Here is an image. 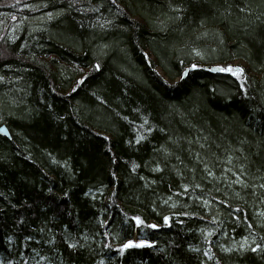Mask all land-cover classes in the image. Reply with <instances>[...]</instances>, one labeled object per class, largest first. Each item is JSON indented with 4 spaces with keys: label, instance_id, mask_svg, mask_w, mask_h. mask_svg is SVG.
I'll use <instances>...</instances> for the list:
<instances>
[{
    "label": "trees",
    "instance_id": "trees-1",
    "mask_svg": "<svg viewBox=\"0 0 264 264\" xmlns=\"http://www.w3.org/2000/svg\"><path fill=\"white\" fill-rule=\"evenodd\" d=\"M3 124L0 264H264V0H0Z\"/></svg>",
    "mask_w": 264,
    "mask_h": 264
},
{
    "label": "snow or ice",
    "instance_id": "snow-or-ice-1",
    "mask_svg": "<svg viewBox=\"0 0 264 264\" xmlns=\"http://www.w3.org/2000/svg\"><path fill=\"white\" fill-rule=\"evenodd\" d=\"M93 10H96V9H93ZM193 67H196V65H193ZM96 68H99V65H98V64L96 65ZM213 70H218V71H221V72H228V73H233V74H238V73H242V72H244V69H243V68H241V67H234V66H232V65L221 66V67H219L218 69H213ZM187 74H188L187 72L184 73V75H187ZM244 79H247V77L245 76ZM81 83H83V81H81ZM241 86H242V87L244 86V85H243V81H241ZM245 92H247V88H245ZM140 139H143V137H141ZM137 142H139V141H137ZM197 158L199 159V156H197ZM229 159H231V157H229ZM136 167H137L136 165H133V170H135ZM204 167H205V169H209V166H208L207 164H205ZM240 167L243 168L244 165H241ZM156 170H160V169L157 168ZM208 174H209L210 176H214V175H215V173L212 172L210 169H209V171H208ZM225 174H226V173H225ZM236 175H237L238 177H240V173H239V172H237ZM236 183H237V184H240V185H243L244 187H248L247 182H246L242 177L239 178V179H237V180H236ZM185 187H187V185H186ZM197 187H199V185H197ZM259 187H260V188H264V184L259 185ZM135 219H136L139 223H141V224L143 223V221H141L139 217H136ZM165 219L167 220V219H169V218H168V217H165ZM150 227L155 228V227H157V225L152 224V225H150ZM245 241H246V243H245L244 245H241V247H246V246H247V238H245ZM77 244H78V242H77V243L70 244V246L73 247V248H75V247L77 246ZM145 244H149V242H147V241H140V242L137 244V243L134 242V241H128V243L124 244L123 247H124L125 249H127V248H129V247H132V246L143 247ZM252 250H253V251H256V250L264 251V246H262L261 244L257 243V244L255 245V248H253ZM226 251H232V249H226Z\"/></svg>",
    "mask_w": 264,
    "mask_h": 264
},
{
    "label": "water",
    "instance_id": "water-1",
    "mask_svg": "<svg viewBox=\"0 0 264 264\" xmlns=\"http://www.w3.org/2000/svg\"><path fill=\"white\" fill-rule=\"evenodd\" d=\"M217 68H218V66H213V67L211 68V71L214 72L215 70H213V69H217ZM188 71H189V69H186V70L184 71V73H185V72L188 73ZM186 76H187V75H184V77H186ZM0 133L3 134L4 136L10 138V132H9V130H8L7 126H6V124H3V125L0 127Z\"/></svg>",
    "mask_w": 264,
    "mask_h": 264
},
{
    "label": "rangeland",
    "instance_id": "rangeland-1",
    "mask_svg": "<svg viewBox=\"0 0 264 264\" xmlns=\"http://www.w3.org/2000/svg\"><path fill=\"white\" fill-rule=\"evenodd\" d=\"M229 64H231L232 66H240L241 64H242V62L241 61H233V62H231V63H229ZM227 65V64H226ZM184 75V74H183Z\"/></svg>",
    "mask_w": 264,
    "mask_h": 264
}]
</instances>
